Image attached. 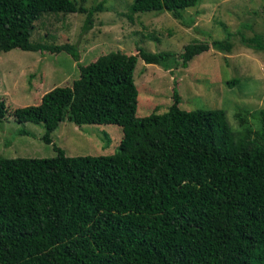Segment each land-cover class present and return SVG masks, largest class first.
Returning <instances> with one entry per match:
<instances>
[{
	"label": "trees",
	"instance_id": "16d2710c",
	"mask_svg": "<svg viewBox=\"0 0 264 264\" xmlns=\"http://www.w3.org/2000/svg\"><path fill=\"white\" fill-rule=\"evenodd\" d=\"M197 2L133 0L128 13L181 20ZM100 10L101 2L85 9L71 0H0V52L65 53L78 71L70 87L10 112L13 121L41 125L45 144L63 118L122 133L111 155L68 157L53 146L50 158L0 157V264H264V109L256 131L236 133L221 109L181 110L173 88L166 112L137 117L136 60L154 64L167 54L114 51L81 65L75 45L29 41L43 14L83 13L85 33ZM229 36L209 47L229 53ZM240 42L264 52V36ZM207 49L185 45L181 66Z\"/></svg>",
	"mask_w": 264,
	"mask_h": 264
},
{
	"label": "rangeland",
	"instance_id": "374dc122",
	"mask_svg": "<svg viewBox=\"0 0 264 264\" xmlns=\"http://www.w3.org/2000/svg\"><path fill=\"white\" fill-rule=\"evenodd\" d=\"M71 1L85 9L101 2L88 31L81 33L83 13L43 14L34 22L29 41L75 45L81 65L114 51L167 54L154 64L136 60L132 79L137 117L166 112L175 88L181 110L221 109L234 132L258 129V111L264 109V52L246 48L240 37L264 36V0H198L181 12V20L164 11L129 15L133 0ZM225 32L230 34L229 53L210 48V41L224 39ZM192 43H205L208 49L183 68L179 55ZM77 77V68L65 53L0 52V101L4 107L0 157L50 158L55 156L53 146L68 157L115 153L122 133L114 125L75 126L63 118L50 133L51 143L45 144L41 125L13 121L10 112L14 109L37 105L44 93L54 87H70ZM230 81L236 84L228 88ZM239 112H243V123L237 119Z\"/></svg>",
	"mask_w": 264,
	"mask_h": 264
}]
</instances>
